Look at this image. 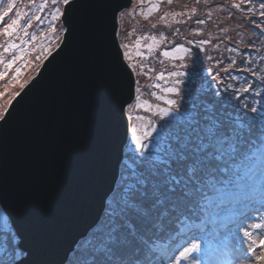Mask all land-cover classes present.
Listing matches in <instances>:
<instances>
[{
  "label": "water",
  "instance_id": "obj_1",
  "mask_svg": "<svg viewBox=\"0 0 264 264\" xmlns=\"http://www.w3.org/2000/svg\"><path fill=\"white\" fill-rule=\"evenodd\" d=\"M131 4H63L59 45L0 118V207L26 253L11 264H65L115 190L136 88L118 40Z\"/></svg>",
  "mask_w": 264,
  "mask_h": 264
},
{
  "label": "rangeland",
  "instance_id": "obj_2",
  "mask_svg": "<svg viewBox=\"0 0 264 264\" xmlns=\"http://www.w3.org/2000/svg\"><path fill=\"white\" fill-rule=\"evenodd\" d=\"M8 3H14L15 6L9 17H5L4 22L15 19L17 11L22 17L17 30L11 36L16 45L14 48L5 51L7 49L5 39L10 37L0 32V73L3 74L0 76V93H4L3 97H0L2 113L0 117L9 100L37 72L44 51L57 46L63 34L60 20L63 3H53L52 0H0V12ZM56 9L60 10V14L56 13ZM260 13L261 0H206V2L199 0V3L196 0H172L171 4L168 0H133L130 9L119 12L118 40L124 51V58L130 64L136 79L137 102L127 107V116L130 120L127 145L132 143V147L125 149V163H121L115 191L107 200L99 225L79 243L76 252L66 264H84L97 237L105 229L111 210L123 195L126 164L137 159L140 152L148 154L147 150L137 149L136 141L132 139V129H136L137 138L147 141L148 138L144 137L147 129L158 134L161 140L165 130L160 128L163 121L159 120L155 113L160 107H165V103L161 100L156 85L172 86L171 83L175 82V88L181 94L172 95L182 106V111H186L188 115L193 111L208 109L213 115L224 116L226 112L233 113L239 107L238 95L232 86L237 84L239 79L249 77L254 70L253 65L257 66L260 63L264 69V62H261L264 56V34L261 28L255 26L256 23L264 25V16ZM54 15H57L56 19H53ZM201 19L204 20L203 24L198 23ZM29 21L31 26L25 30L24 26ZM202 41L204 43H201ZM253 44L256 54L246 58L248 54L245 52L255 51ZM230 45L241 48L234 58L231 53V56H228L226 51ZM177 48L187 51L177 52ZM165 52L169 55H163ZM14 57L16 59H13ZM193 59L197 60L198 75L195 76L190 72ZM185 64L188 65L187 68L182 67ZM174 69L178 70L176 73L184 71L186 75L183 77L171 75L169 71ZM160 74H163V79H157ZM213 76L216 79H213ZM253 77H264V72ZM217 91L221 92L222 97L230 98L214 96ZM232 93L235 95H231ZM177 120L182 123L181 118ZM150 124L156 125V131L148 127ZM155 154L156 152L152 150V155ZM262 181L264 177L257 171L253 176V182L258 191L251 206L245 208L243 205H236L227 213L244 212L248 218L257 213L256 218L259 222L263 220L264 212L253 210L254 207H261L254 202L258 201ZM246 224L248 225V220L243 229L230 227L234 230H228L235 235L234 238L240 239L238 254L242 258L247 249V241L243 236L244 229H247ZM219 225L220 222L217 220H207L200 228L205 229L204 232L207 229L211 230L210 235L215 233L223 235L225 231L218 228ZM17 241L6 216L0 210V264H11L23 255L17 248ZM244 264H247L246 260Z\"/></svg>",
  "mask_w": 264,
  "mask_h": 264
},
{
  "label": "snow or ice",
  "instance_id": "obj_3",
  "mask_svg": "<svg viewBox=\"0 0 264 264\" xmlns=\"http://www.w3.org/2000/svg\"><path fill=\"white\" fill-rule=\"evenodd\" d=\"M52 2L67 5L63 13L66 16L68 8L77 0ZM196 2L199 3V0ZM168 3L171 4L172 0H168ZM14 6V3H8L0 12V32L9 37L17 30L22 17L17 11L15 19L4 22ZM56 13L60 14V10L56 9ZM260 14L264 16V0H261ZM208 16H211L210 12ZM56 18L57 15H54L53 19ZM198 23L203 24L204 20ZM30 26L29 21L24 29ZM255 26L261 28L264 34V25L256 23ZM253 50H256L254 44ZM176 51L187 49L177 48ZM163 55L168 56L169 53ZM10 66L11 62L8 64ZM182 67L187 68L188 65ZM190 72L193 76L198 75L196 59L192 60ZM171 75L183 77L186 73L173 72ZM212 78L216 79L215 76ZM157 79H163V74L158 75ZM259 79L264 85V77ZM192 85L194 88L195 80ZM253 87L249 84L242 91L247 93ZM165 91L181 94L176 88ZM3 95L0 93V97ZM254 95L261 93L254 92ZM214 96L220 98L222 94L217 91ZM165 103L168 107L157 109L155 113L163 121L160 128L165 130L155 155H152L143 138L136 137V129H132V139L136 141L137 149L147 150L148 154L140 152L137 159L126 164L123 195L111 210L109 221L84 264H173V261L179 264L188 260L190 253L199 251L203 254L206 250V246L202 247L205 229H201L199 236L193 231L203 224L202 215L210 220L223 221L227 219L229 209H234L236 205L247 208L255 199L257 193L253 176L259 171L264 177V108L256 115L257 108L245 102L240 109L245 115L238 123L221 119L208 109L193 111L185 123H180L175 117L182 111V106L175 99L165 100ZM148 127L156 131V125L150 124ZM144 137L150 140L152 132L146 129ZM259 199L261 207L256 211L264 212V181ZM185 214L186 218L195 216L199 224L194 222L177 231L173 220L179 221V217ZM237 215L243 218L237 224V229H243V220L249 218L244 212ZM223 227L234 230L229 228L228 223H223ZM243 236L247 249L243 258L235 257V264H244L245 259L247 264H264V222H250ZM197 240L201 243L195 242ZM177 251L179 255H176Z\"/></svg>",
  "mask_w": 264,
  "mask_h": 264
},
{
  "label": "trees",
  "instance_id": "obj_4",
  "mask_svg": "<svg viewBox=\"0 0 264 264\" xmlns=\"http://www.w3.org/2000/svg\"><path fill=\"white\" fill-rule=\"evenodd\" d=\"M31 14H33V12H31ZM31 14H29V16ZM238 39H240V38H238ZM5 40H6L7 49L14 48L16 46L12 41V37H10V38L7 37ZM10 45H15V46L10 47ZM238 47L231 46V45H230V47L227 46L226 51L228 53V56H231V54H232V57L234 58L236 53L240 52L239 49H241V48H238ZM17 48H18V46H17ZM53 48H55V47L49 48V50L44 51V56H43L42 60L47 56V54L49 52L52 51ZM250 51H251V53L245 52L246 54H248L245 56L246 58H248V56H250V55L253 56L256 54V50L255 51L250 50ZM13 59H16V57H14ZM261 62H264V59H262ZM253 66H254L253 67L254 70L250 73L249 77H247L246 79H239V82L237 84H235L234 86H232V87H235V92H237L236 95H238L239 107H237L233 113L232 112H226L225 114H223L224 116H219L221 119L228 120V121H231L233 123L240 122L245 115L244 112L240 110L243 108L245 102H247L248 104H252L253 106H255L257 108L258 111H257L256 115H259V110L261 108H264V103H262V102H264V85L261 84L259 78L253 77V75L258 76V73L261 74L262 72H264V69L261 68L260 63L257 66L256 65H253ZM169 72H171V73L178 72V70L174 69V70H170ZM166 74L169 75L168 72ZM246 81H247V83H246ZM171 84H172V86L171 85L164 86V85H160V84L155 86L159 95L161 96V100L164 103H165V100H168V99H175L176 100V98H174L172 95L173 93H168L165 91V89H167V88H171V87L175 88L176 83L172 82ZM249 84L253 85L254 87L249 88V92H247V93L243 92L242 89L249 87ZM254 92H260L261 95L255 96ZM136 102H137V100H134V103H136ZM167 107H168V105L165 103V107H160V109H164ZM173 111H174V109H173ZM175 118L176 119L181 118V122L185 123L188 119V113L186 111H181L179 113V115ZM146 142L148 143V145L151 146V149L153 151H155L154 147L157 148V144L160 142V139L158 138V134L152 133V138L150 140L148 139ZM131 147H132V143H129L126 148L131 149ZM122 163H125V159L123 160ZM166 222L167 221H165V223ZM76 250L74 251V253L76 252Z\"/></svg>",
  "mask_w": 264,
  "mask_h": 264
}]
</instances>
